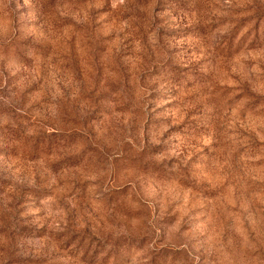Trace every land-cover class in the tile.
<instances>
[{
  "label": "rangeland",
  "instance_id": "374dc122",
  "mask_svg": "<svg viewBox=\"0 0 264 264\" xmlns=\"http://www.w3.org/2000/svg\"><path fill=\"white\" fill-rule=\"evenodd\" d=\"M0 264H264V0H0Z\"/></svg>",
  "mask_w": 264,
  "mask_h": 264
}]
</instances>
